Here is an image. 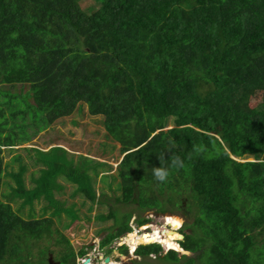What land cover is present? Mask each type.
<instances>
[{
  "label": "trees",
  "instance_id": "obj_1",
  "mask_svg": "<svg viewBox=\"0 0 264 264\" xmlns=\"http://www.w3.org/2000/svg\"><path fill=\"white\" fill-rule=\"evenodd\" d=\"M85 1L0 0V86L19 85L0 91V152L85 105L100 117L93 121L104 138L118 145L117 166L81 155L74 161L58 145L46 152L21 148L39 166L30 173L35 186L25 187L28 168L16 155L18 170L3 169L15 186L6 182L10 192L1 199L20 198L32 209L43 185L53 197L61 178L92 210L103 201L88 170L103 168L123 203L139 200L156 215L175 210L184 218L179 245L188 254L140 245L134 255L141 260L264 264V100L249 109L251 98L264 93V0H89L93 6L84 9ZM215 120L216 134L201 128ZM175 156L184 167H170L168 180L157 182L153 167ZM2 204L0 264L7 258L33 264L24 263L22 248L51 235L52 220H23ZM130 218L116 220L101 246L131 232ZM66 244L57 261L76 264L84 248L75 253ZM119 249L128 254L126 246Z\"/></svg>",
  "mask_w": 264,
  "mask_h": 264
},
{
  "label": "rangeland",
  "instance_id": "obj_2",
  "mask_svg": "<svg viewBox=\"0 0 264 264\" xmlns=\"http://www.w3.org/2000/svg\"><path fill=\"white\" fill-rule=\"evenodd\" d=\"M91 6H93V3L89 0H86L81 5L84 9ZM95 9L96 7H93L89 12ZM18 87L19 85L9 86L5 84L0 86V91L15 92L19 90ZM24 90H27V87ZM21 91L23 92V89H21ZM263 100L264 93H256L250 100L249 109L258 106ZM80 108L81 112L75 110L71 116L63 119V124H55L53 128H47L37 133L32 137V140L22 146L16 147L11 152L8 150H1L0 152V159L2 160L0 163V201L3 202L2 205H9L11 211H14L23 220L31 221L42 218H49L52 220L51 235H46L44 233L45 235L42 240H31V242L24 245L22 248L21 253L24 257V263L33 262L34 264L39 256L38 264L41 263L40 259L46 261L48 264L50 257L54 264H59L57 258L60 252L66 250V242H68L75 253H77L80 248H84L85 256L91 259V263L89 264H100L98 256L103 253L111 258V264H135L133 261L141 260V258L133 256V254L130 253L129 246L133 250L135 246L148 245L147 243L157 244L156 241L159 240H163V244L158 242L163 250L162 254L172 249L180 251V239L171 236L169 239L167 236L169 232H174L175 234L180 233L181 226L183 225L181 221L183 222L184 220L180 212L170 210L164 215H156L153 210H147L141 207L139 200L133 203H123V201H121V192L115 189V183H113V189H110L108 188L104 176H101L104 173L103 171H105L103 168L97 169V174L88 170V174L92 176L93 188L97 195L102 194L100 199L103 201L102 204H94L92 210L90 209L91 202L86 200L83 195H72L75 188L61 178L56 179V183L61 185L62 188L59 190L58 188H53V197L48 195L46 186L43 185L39 199L33 201L32 209L29 205L22 207V199L20 198H15L9 203H4L5 200L1 199L3 193L7 194L10 192L6 182H9L13 187L15 186L14 180L4 175L3 169L5 167V171H9L12 168L15 171L18 170L19 163L12 162L13 157L16 155L22 157L23 163L26 164L28 168V171L23 175L25 187L29 189L35 186L33 178L30 177V173L36 171L39 166L34 163L36 167H33L32 162H34L33 160H35V158L28 157L27 153L21 148H39L46 152L49 148L58 145L67 150L69 153L68 158H72L74 161L81 155L86 157V159L100 162L107 161L109 165L116 168L117 161L119 160L118 145L116 147V143L112 142L113 140H106L103 136V127L93 121V119H98L100 117H91L85 105L80 106ZM73 121L76 123H73ZM170 128L171 126L167 127L166 130ZM201 128L214 134L219 131L216 120L211 125H204ZM64 140H66L67 143ZM20 142H22V140ZM247 160H252V157H248ZM8 164L11 166L10 169H8ZM34 176V178H37L38 174ZM145 195L146 197L151 195L149 186L145 189ZM164 197H167L166 193ZM117 198H119L120 201H117ZM149 199L152 201L155 200L153 196H150ZM124 214H131L128 223L131 227V232L121 236L119 243L122 246V242H125V244H123L128 247L129 253L127 256L115 245L120 238L114 239L106 246H101V242L105 237L117 228V226L113 227L116 220L119 222ZM100 215L107 218L103 220L98 219ZM110 217H114L115 222H113ZM139 219H145L147 222L139 226L137 223ZM62 237H64L63 240H61ZM130 239L132 241H130ZM97 246L100 250H95ZM109 249H111L110 252ZM27 252L29 254L28 256ZM151 256L152 257H149L151 261L142 259L140 261L142 262L141 264H164L163 261H158V263L153 262L155 261V257L153 255ZM77 258L75 259L76 264H82V262H77ZM20 262V264H22V261ZM3 264H16V262L14 259L10 260L7 258Z\"/></svg>",
  "mask_w": 264,
  "mask_h": 264
},
{
  "label": "clouds",
  "instance_id": "obj_3",
  "mask_svg": "<svg viewBox=\"0 0 264 264\" xmlns=\"http://www.w3.org/2000/svg\"><path fill=\"white\" fill-rule=\"evenodd\" d=\"M194 151L199 154L201 152V149L199 147L195 148ZM170 167L171 168H182L184 167V162L183 160L181 159L180 156H175L172 158L171 162H170V165L168 164L167 161H165V165L163 166H157V167H153L152 169V173H153V176H154V179L159 182V183H165L169 176H170ZM181 223L183 224V222L181 221ZM182 227V226H181ZM174 233V232H173ZM178 234V233H177ZM178 235H182L181 233H179ZM183 236V235H182ZM183 239V238H182ZM180 239V240H182ZM158 245H160L158 242H157ZM148 245H150V243H148ZM180 249H182L180 247ZM173 251L175 249H172ZM183 250V249H182ZM176 251V250H175ZM184 251V250H183ZM180 252V251H178ZM166 253V252H165Z\"/></svg>",
  "mask_w": 264,
  "mask_h": 264
},
{
  "label": "built area",
  "instance_id": "obj_4",
  "mask_svg": "<svg viewBox=\"0 0 264 264\" xmlns=\"http://www.w3.org/2000/svg\"><path fill=\"white\" fill-rule=\"evenodd\" d=\"M120 240H121V238L118 239L117 242H116V244H115V245H116L117 247H119V248L121 247V244L119 243ZM123 243L125 244V242H122V246H125ZM147 244H148V243H147ZM126 247H127V246H126ZM137 247H138V246H135V248L132 250L131 247L129 246V249H130V251H131L130 253L133 254V256H135L134 253H135V250H136ZM95 250H100V249H99V247L97 246V248H96ZM127 253H128V247H127ZM128 254H129V253H128ZM128 254H127V255H128ZM127 255H126V256H127ZM105 256H106L105 253H103L102 255H99V256H98L99 261H100V264H109V263H110L111 260L109 261V263H105V262H104V259L107 257V256H106V257H105ZM108 257H109V256H108ZM135 257H136V256H135ZM95 258H97V257H95ZM95 258H94V259H95ZM86 260H89V262H88V263H85ZM77 262H82V264H89V263H91V259H90V258H87V256L84 255V256H80V257H78V258H77ZM77 264H79V263H77Z\"/></svg>",
  "mask_w": 264,
  "mask_h": 264
},
{
  "label": "water",
  "instance_id": "obj_5",
  "mask_svg": "<svg viewBox=\"0 0 264 264\" xmlns=\"http://www.w3.org/2000/svg\"><path fill=\"white\" fill-rule=\"evenodd\" d=\"M179 239H182L183 238V236L182 235H179ZM180 252L181 253H184V254H188V252H185V251H183L182 249H180ZM109 261H110V257H106L105 259H104V262L105 263H109ZM89 262V260H86L85 261V263H88ZM48 264H54L53 262H52V259H51V257L49 258V262H48Z\"/></svg>",
  "mask_w": 264,
  "mask_h": 264
},
{
  "label": "bare ground",
  "instance_id": "obj_6",
  "mask_svg": "<svg viewBox=\"0 0 264 264\" xmlns=\"http://www.w3.org/2000/svg\"><path fill=\"white\" fill-rule=\"evenodd\" d=\"M167 236H168L169 239H170V236L173 237V238H180L178 234H175V233H173V232H169V235H167ZM130 241H132V240L130 239ZM156 242H159V243L163 244V243H162L163 240H159V241H156ZM112 263H113V262H112ZM115 263H116V262H115ZM109 264H111V261H110Z\"/></svg>",
  "mask_w": 264,
  "mask_h": 264
},
{
  "label": "flooded vegetation",
  "instance_id": "obj_7",
  "mask_svg": "<svg viewBox=\"0 0 264 264\" xmlns=\"http://www.w3.org/2000/svg\"><path fill=\"white\" fill-rule=\"evenodd\" d=\"M110 260H111V258H110Z\"/></svg>",
  "mask_w": 264,
  "mask_h": 264
}]
</instances>
